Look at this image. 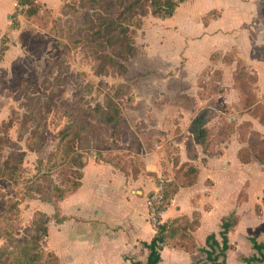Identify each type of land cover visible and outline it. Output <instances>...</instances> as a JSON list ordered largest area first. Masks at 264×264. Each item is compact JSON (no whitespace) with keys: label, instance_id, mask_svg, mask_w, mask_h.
Here are the masks:
<instances>
[{"label":"rangeland","instance_id":"rangeland-1","mask_svg":"<svg viewBox=\"0 0 264 264\" xmlns=\"http://www.w3.org/2000/svg\"><path fill=\"white\" fill-rule=\"evenodd\" d=\"M91 1L63 0L55 14L40 9L33 19L16 13L11 23L18 33L10 39L5 36L1 44L0 250L7 256L0 258V264H14L13 257L29 239L33 223L41 218L38 212L48 216V224H58L56 219L63 215H76V203H63L72 195L70 199L74 201L76 191L63 201H58V195L52 191L55 185L63 192L73 189L71 186L77 184L72 178L76 163H110L130 176L135 170L146 176L145 154L156 150V144L163 139L165 146L158 156L160 160L165 155L166 162H161L158 174L154 173L162 182L151 180L164 191L167 183H182V173L195 167L191 161L202 163L201 148L191 134L192 121L201 111L208 112V157L216 156L221 151L219 147L232 136L249 143L252 127L239 121L245 112L264 122V98H258L255 92L257 103L250 109L246 102L252 99L241 98V90H247L242 84L253 86L254 76L242 68L236 57L230 55L220 60L216 52L209 53L212 45L204 39L193 44H189V39L185 43L186 37H196L200 32H186L182 37L173 31L161 32L165 20L148 12L133 23L135 52L126 58L117 48L100 46L91 35L96 28V16L106 14L102 5H93ZM9 44L11 50L5 58ZM187 48V53L191 51L194 56L193 66ZM224 65L237 69L231 89L221 82L220 69ZM189 70H195V78L187 75ZM243 72L250 76L236 84L234 75ZM224 83L232 82L227 78ZM185 98L194 101L192 111L179 107ZM107 99L115 103L113 110L120 119L117 127L105 125L92 113L97 106H104ZM75 108L81 111L76 113V121L82 125L78 130L84 138L69 154L59 146V132L67 127V113ZM10 120L14 125L8 131ZM42 120L43 126L37 127ZM162 129L170 131L173 143L164 141L168 134ZM176 143L183 144L182 150ZM18 158H22L21 164ZM6 164L18 170V187L5 178ZM30 182L35 183L34 193L27 190ZM157 189L155 195L161 192L160 187ZM16 204L18 212H10L9 218L3 219V210ZM62 218V222L67 221ZM71 223H76V219ZM41 251V262L51 264L52 253L45 245Z\"/></svg>","mask_w":264,"mask_h":264},{"label":"crops","instance_id":"crops-1","mask_svg":"<svg viewBox=\"0 0 264 264\" xmlns=\"http://www.w3.org/2000/svg\"><path fill=\"white\" fill-rule=\"evenodd\" d=\"M62 2L35 0L41 10L52 14L61 8ZM15 12L14 0H0V51L1 40L5 36L13 38L12 34L18 33L11 23ZM211 13L213 17L204 25V18ZM164 24L161 32L173 31L180 37L186 32L190 35L200 32L196 37H186L185 43L188 44L189 39V44L207 40L212 45L209 53L216 52L220 60L230 55L236 57L242 68L254 74L255 92L258 98H264V0H187L172 18L165 19ZM8 46L5 58L11 50V44ZM187 50L193 62L194 56ZM221 67V82L231 89L237 69L235 66ZM195 70L187 71L191 79L196 77H193ZM227 78L231 84L224 83ZM239 121L250 123L251 130L264 140V122L249 111ZM167 130L164 132L168 138L164 141L173 143ZM162 142L163 139L156 144V150L145 154L146 176L142 172L137 178L125 176L109 164L94 161L85 165L74 201L70 199L72 195L63 202L76 203V217L63 215L66 222L48 224L45 247L58 258L59 264H132L131 261L146 264L149 252L143 244H149L156 233L148 202L153 203L158 192L147 174H158L161 162H166L165 155L160 160L158 156V151L165 146ZM176 146L182 150L183 144L176 143ZM246 146L232 136L219 147L221 151L216 156L206 157L205 163L191 161L199 171L196 183L180 189L158 221L165 224L177 218L191 219L197 212L199 227L192 234L194 249L187 251L180 245L166 246L160 253L159 264H208L200 249L210 235H215L220 242L222 222L231 217H235L237 223L227 236L230 249L226 253V264H244L243 259L257 255L249 240L264 244V164L256 160L242 164L239 153ZM73 219L76 223H71Z\"/></svg>","mask_w":264,"mask_h":264},{"label":"trees","instance_id":"trees-1","mask_svg":"<svg viewBox=\"0 0 264 264\" xmlns=\"http://www.w3.org/2000/svg\"><path fill=\"white\" fill-rule=\"evenodd\" d=\"M187 0H92L93 5H102L106 14L99 13L96 16V28L93 29L94 39L99 42L100 46H107L108 48H117L118 51L122 52L126 58L132 56L135 52V48L132 42V29L133 23L135 20L142 14L150 13L153 17L159 19H170L174 16L177 9L185 3ZM19 6L22 8L21 10H17L15 14L23 15L27 19H33L38 16L40 12V7L35 3V0H20ZM119 11L120 14L117 16L115 14L116 11ZM19 12V13H18ZM14 14V16H15ZM115 14V15H114ZM108 15V16H107ZM12 16V19L14 18ZM213 17L211 13L208 17L204 18L203 24L207 25L208 21ZM16 26L12 27L14 30ZM139 30V27H136ZM4 39V38H3ZM3 39L1 40V44L4 43ZM6 43V42H5ZM236 84H239L242 79H247L248 75L246 72L243 74H235ZM254 76V74H253ZM251 84H242L247 90H241L240 95L242 99H252L246 102V107L248 109L252 108L253 105L257 103V96L255 94V84L256 77L254 76V81ZM235 84V86H237ZM241 87V85H240ZM114 102L110 99L106 100L104 106H97L96 109L92 112L93 115L97 116L105 125L107 126H118L120 119L115 114ZM179 107L185 108L189 111H192L194 108V101L192 99H182L179 102ZM81 112L77 111L76 108L67 113V119L69 124L67 127L59 132V146L62 147L65 152L69 154L74 150V145L76 149V144L79 143L84 137L80 135L79 128L82 125H79L76 121V113ZM208 118V112L206 110L201 111L192 121L191 125V134L194 138L195 144L201 148V153L204 158L201 160L202 163L206 162V157H208V147H209V131L206 129L205 122ZM14 122L12 120L8 121L7 130L12 129ZM82 124V123H81ZM43 126V120L39 123L37 127ZM38 128H36L37 130ZM251 133V132H250ZM34 135V134H33ZM35 135L37 133L35 132ZM194 150V154L197 153L195 150V146H192ZM72 150V151H71ZM189 154V152H188ZM192 154V153H191ZM22 158H18V164H21ZM190 160H193L190 158ZM239 160L242 164H249L252 160H256L260 164H264V140H262L261 136L258 133L252 132L251 139H249V143L246 148L242 149L239 153ZM76 163V171L72 174V178H74L75 184L72 190L68 192H63L56 185L53 186L52 191L57 194L58 201H63L65 198L69 197L73 194L79 187L80 182L83 178V170L84 166H77ZM111 165L110 163H106ZM115 171H118L125 176H130L126 170L119 169L113 165H111ZM5 169V178L16 187L19 186L17 181L16 172L17 169L9 167V164H6ZM80 171V172H79ZM139 173L135 170L134 173L131 174L133 178ZM199 171L198 169L190 168L185 173H182L181 179L182 183L180 185L177 182L167 183L165 186L166 189L163 191L162 186L159 184H155L157 187H160L161 192L159 195L157 194L155 200H153V207L156 218V233L152 241L147 244L144 243L143 247L149 252L148 259L146 264H159L161 261L160 253L163 248L170 245H180L187 251H191L194 249V241L192 234L199 227V214L194 212L191 219L187 217L177 218L168 223L160 224L159 218L160 215L166 211L167 207L170 205V202L174 198V196L178 193L180 189L190 188L192 187L198 178ZM147 176L151 177L154 183H158V176L154 174H147ZM74 184V183H73ZM30 185V186H29ZM27 187L29 193H34L35 183L30 182ZM18 204L12 205L7 210H3L2 218H9L10 212H18ZM259 212V208L256 209ZM41 215V218L38 221L33 223L34 229L31 231V235L29 239L21 244L22 249L17 253L16 256L13 257L12 261L14 264H44L41 262L42 254L41 251L42 246L45 245V239L48 236V221L49 218L44 213L38 212ZM37 213V214H38ZM36 214V215H37ZM64 219H56L58 223L62 222ZM237 220L235 217L228 218L224 220L221 225V231L219 233L220 242L217 241L215 235H210L206 238L204 248L200 249V252L206 256V261L208 264H226V253L229 251L230 246L228 244V234L235 227ZM12 238L11 236H9ZM250 243L252 244V248L257 253L256 256L252 258L243 259L244 264H254V263H264V244H258L255 239H250ZM19 245V244H18ZM7 256L6 253H3L0 250V258ZM50 258L53 261H50L51 264H59L58 258L50 254ZM132 264H142L140 262H133ZM50 264V263H47Z\"/></svg>","mask_w":264,"mask_h":264},{"label":"built area","instance_id":"built-area-1","mask_svg":"<svg viewBox=\"0 0 264 264\" xmlns=\"http://www.w3.org/2000/svg\"><path fill=\"white\" fill-rule=\"evenodd\" d=\"M19 1L20 0H14V7H15V9L21 10L22 8L19 6ZM148 206L150 207V210L152 211L151 222H152V224H153V226L155 228L157 221H156V218H155V215H154L155 212H154L153 203L151 201L148 202Z\"/></svg>","mask_w":264,"mask_h":264}]
</instances>
